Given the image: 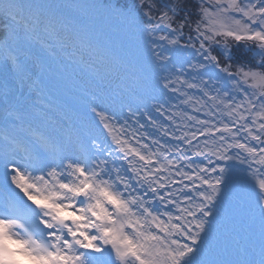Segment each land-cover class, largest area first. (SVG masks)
Segmentation results:
<instances>
[{
	"label": "snow or ice",
	"instance_id": "obj_1",
	"mask_svg": "<svg viewBox=\"0 0 264 264\" xmlns=\"http://www.w3.org/2000/svg\"><path fill=\"white\" fill-rule=\"evenodd\" d=\"M153 88L184 97L143 112L177 143L125 103ZM24 260L264 264V0H0V264Z\"/></svg>",
	"mask_w": 264,
	"mask_h": 264
},
{
	"label": "rangeland",
	"instance_id": "obj_2",
	"mask_svg": "<svg viewBox=\"0 0 264 264\" xmlns=\"http://www.w3.org/2000/svg\"><path fill=\"white\" fill-rule=\"evenodd\" d=\"M142 94H144V96L145 95H153V94H155V92H154V89H151V90H149L148 92H142ZM176 94H178V93H176ZM175 97H179V96H177V95H174ZM127 99V98H126ZM130 104H132V102H130ZM152 104V103H151ZM172 105H177V103H175V102H173V104ZM146 112H148L150 115L152 114V115H154L153 113H155V111H154V109H152V105H151V107H150V103H148V104H146ZM178 109L177 108H172L171 109V111L172 112H176ZM188 111H190L191 112V109L190 108H188L187 109ZM126 112V111H125ZM192 114H195L194 112L192 113ZM145 119L146 118H144V117H142V119H141V122H142V124L143 125H145V127H144V130L146 129L147 130V128L149 127V124H150V122H145ZM145 122V123H144ZM141 131H142V129H141ZM152 127H151V124H150V127H149V131H148V134H149V136L151 137V133H152ZM154 132V131H153ZM148 140L149 139H146V142H148Z\"/></svg>",
	"mask_w": 264,
	"mask_h": 264
}]
</instances>
